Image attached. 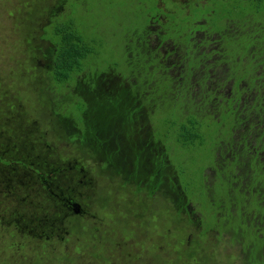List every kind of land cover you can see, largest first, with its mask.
Listing matches in <instances>:
<instances>
[{"label": "trees", "instance_id": "16d2710c", "mask_svg": "<svg viewBox=\"0 0 264 264\" xmlns=\"http://www.w3.org/2000/svg\"><path fill=\"white\" fill-rule=\"evenodd\" d=\"M122 1L54 0L44 8L38 64L58 136L119 176L118 189H163L178 211L196 214L200 234L216 230L239 245L240 264H264V0H220L226 8L216 0H165L174 3L168 13L157 0L145 13L149 0ZM103 4L113 8L109 15L133 11L118 51L91 25L105 19L97 12ZM161 14L188 21L195 14L197 23L167 35L148 23ZM104 47H112L113 61L99 62ZM220 147L231 157L218 155ZM199 159L210 163L212 179L190 170Z\"/></svg>", "mask_w": 264, "mask_h": 264}, {"label": "rangeland", "instance_id": "374dc122", "mask_svg": "<svg viewBox=\"0 0 264 264\" xmlns=\"http://www.w3.org/2000/svg\"><path fill=\"white\" fill-rule=\"evenodd\" d=\"M53 1L0 0V264H240V246L227 234H200L196 214L178 211L159 192L151 194L130 183L119 190V176L101 170L89 152L58 136L38 64L41 26L48 22L44 8ZM155 2L149 0L143 12L153 10ZM167 4L170 8L165 0H157L166 13L173 11L174 3ZM216 5L228 7L220 0ZM105 7L97 10L99 17L104 14L102 24L91 25L101 41L112 47L116 43L113 49L118 51L126 26L134 27L133 11L122 8V16H116L107 14L111 6ZM145 18L140 17L141 26ZM160 26L167 35L174 30L168 23ZM112 47H104L99 62L115 59ZM197 153L208 157L204 151ZM221 153H226L224 147ZM186 157L189 154L181 161L187 163ZM8 160L11 164H4ZM190 170L199 179L205 170L212 179L211 165L203 159L194 161ZM194 197L199 198L196 203L209 205ZM74 202L79 203L78 213ZM189 218H195L194 223ZM248 240L256 244L255 238Z\"/></svg>", "mask_w": 264, "mask_h": 264}, {"label": "flooded vegetation", "instance_id": "af4514ba", "mask_svg": "<svg viewBox=\"0 0 264 264\" xmlns=\"http://www.w3.org/2000/svg\"><path fill=\"white\" fill-rule=\"evenodd\" d=\"M190 1V0H189ZM204 1H206V0H204ZM190 3V2H189ZM190 6H191V3H190ZM190 6L188 5L187 6V8H186V12L190 9ZM164 16H166V14H163ZM184 15H186L185 13H184ZM189 19H190V21H188V20H183V17H169L168 19H167V17H160V16H158V17H149V19H148V23H149V25H151V27L152 28H159V27H161L160 25L161 24H163V23H168V24H170L171 26H172V28H175V29H177V28H180V27H183V26H185V25H188V24H191V25H193V22H196L197 23V18H196V16H195V14L193 15V18H194V21L192 20V17H188ZM167 19V20H166ZM163 21V22H162ZM161 22V23H160ZM147 23V22H146ZM153 24V25H152ZM164 27H166L165 25H164ZM196 34H197V36L199 37V36H201V31H198V32H196ZM153 36L155 37L154 39H156V36L153 34ZM167 40V39H166ZM149 41V40H148ZM168 43V41H164L163 43H162V49H161V51H162V53H159L160 54V58H163V57H165V55H167L166 54V50L163 48V45H165V44H167ZM170 49V51H171V53H173V54H175L176 52H174V51H172L171 50V48H169ZM170 56H171V54H170ZM213 109L215 110V108L213 107ZM226 156L228 157H231V155H230V152L229 153H226ZM144 187V186H143ZM147 189V188H146ZM120 190V189H119ZM148 190V189H147ZM122 191V190H121ZM149 192V191H148ZM155 192H159V193H163V189H159V190H154V191H151V192H149V193H151V194H153V193H155ZM164 197L166 196L170 201H171V199L168 197V195L166 194V195H163ZM64 201H65V199H64ZM172 202V201H171ZM73 205H74V207H75V209H74V211H75V213H78V212H80V211H77V210H79V203H77V202H74L73 203ZM73 213V212H72Z\"/></svg>", "mask_w": 264, "mask_h": 264}]
</instances>
